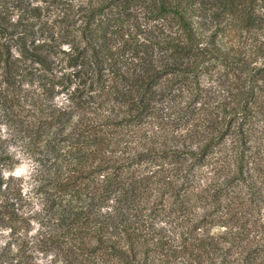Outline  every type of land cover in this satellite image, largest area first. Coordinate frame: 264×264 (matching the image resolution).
<instances>
[{"label": "trees", "instance_id": "trees-1", "mask_svg": "<svg viewBox=\"0 0 264 264\" xmlns=\"http://www.w3.org/2000/svg\"><path fill=\"white\" fill-rule=\"evenodd\" d=\"M204 77L228 86L229 96L214 106L177 107L175 121L188 113L195 118L182 133L193 144H170L175 137L159 114L163 102L184 84L201 94ZM25 84L30 90L23 89ZM0 85V124L52 161L56 192L63 197L59 231L53 233L59 232L66 254L83 253L91 237L128 259L136 225L141 227L130 220V212L139 205L150 208L153 193L147 191H153L154 182L153 176L139 177L129 169L146 156L151 161L171 154L179 161L190 157L186 172L191 173L218 150V187L206 205L210 214L192 220L194 229L204 231H192L191 244L224 262L225 242L208 230L217 222L210 218L212 211L224 207L229 214L223 224L232 231L228 245L238 243L242 264H264V255L243 242L244 216H238L260 196L258 155L252 163L247 150L264 146V102L259 99L264 91V0H0ZM64 92L68 103L58 105L56 97ZM147 120L161 126L158 142L154 135L146 138L142 127ZM259 120L261 132L256 131ZM229 135L233 142L225 146ZM134 136L145 140L142 149L128 141ZM14 164L0 138V190L7 183L3 170ZM121 168H128L125 174ZM85 178L90 179L79 182ZM168 182L164 187L171 186ZM209 186L181 204L198 202ZM116 212L121 221L112 225L108 220ZM148 226L154 230L152 222ZM112 230L126 236L128 250ZM25 260L37 264L33 254ZM79 264L91 262L86 258Z\"/></svg>", "mask_w": 264, "mask_h": 264}, {"label": "rangeland", "instance_id": "rangeland-1", "mask_svg": "<svg viewBox=\"0 0 264 264\" xmlns=\"http://www.w3.org/2000/svg\"><path fill=\"white\" fill-rule=\"evenodd\" d=\"M249 44L247 42L245 46L248 48ZM259 62H261V58ZM55 74L58 72L55 71ZM29 86L25 84L23 89L30 90ZM73 86L75 87V85ZM180 89L181 92H179ZM227 92L228 86L218 85L209 77L203 78L201 94L200 92L192 93L190 87L185 84L180 87L176 86L174 93L163 102V111L159 112L171 123L170 125L168 122V134L171 133L175 138L169 139V143L181 145L186 141L185 145L193 144L192 140L185 138L182 133L191 128L195 123V118L188 113L181 121H175L177 107L191 106L193 108L194 105L199 107L204 103L214 106L229 96ZM259 96V99L264 102V91ZM67 98L66 92L59 93L56 103L64 105L68 103ZM1 115L3 113L0 111ZM142 129L146 133V138L154 135L153 137H156L155 140L158 142L161 135L159 124L147 120ZM256 131H262V121L260 120L256 122ZM0 138L5 141L7 150L15 160L12 168L3 170V176L7 183L0 190V264H25V256L28 254H33L34 262L37 264H79L86 258L90 260L91 264L220 263L221 258L218 254L207 255L191 244L192 231L196 230V234L204 231L203 228L194 229L195 223L192 220L203 213L210 214L206 205L213 191L218 187L219 181L216 177L221 165L217 160L218 150L208 154L203 165H196L191 173L186 172L190 169L188 168L189 163L192 162L190 157L185 158V161H179L176 156L169 154L163 159L150 161L146 156L141 162L134 164L129 170H135L139 177L153 176L154 182L153 191H147V193H153L150 208L139 205L130 212V220L139 222L141 227L139 228L135 224L139 230L138 235L133 236L135 242L132 250L127 252L128 259H125L124 256L114 255L108 248L97 243L91 237L85 239L84 234L81 233L77 234V237L89 242L87 249L80 255L71 257L64 252L65 246L59 239V232L53 233L54 230L59 231L56 228V223L63 197L56 192L58 185L53 181L54 170L50 166L52 161L46 155L40 154L39 151H31L27 142L14 136L5 124H0ZM138 138L139 136H134L128 141L133 145L139 143L142 149L145 144L141 143L145 140L139 141ZM124 142L122 141V143ZM232 142L233 135H229L224 144L230 146ZM254 154L258 155L256 162L259 163L257 177L261 182L260 196L255 199L256 204L252 202L251 208L238 216H244V226L240 229L244 234L243 242L248 241L251 243L252 249L264 255V146L260 149L247 150V159L252 163ZM127 169L121 168L123 174ZM100 174L99 178H102L104 172ZM10 178L12 179L10 180ZM88 179L90 178L80 179L79 182L84 183ZM164 181H169L171 186L164 187ZM209 184L211 186L201 195L198 202L189 206L181 204L184 199L200 193ZM238 189L239 187L230 188L231 191ZM240 189L243 190V187L240 186ZM245 191L243 190V192ZM50 205H53L51 212ZM104 210L113 211V208L107 207ZM232 213L239 212L235 210ZM153 214L156 217H153ZM228 214L229 212L224 207L213 210L210 218H216L217 222H211L208 230L211 236L222 243L225 242L222 264H242L238 255V243L229 246V243H232V231L223 224V219ZM111 216L113 219H109L108 222L118 225L121 221L120 214L116 212ZM22 219L26 220L24 225ZM150 222L153 223L154 230L148 226ZM69 223H72L71 219L68 220L67 224ZM112 231L114 237L119 235L117 237L119 239L116 241H120L123 250H128L126 236ZM107 236L106 240H115V238ZM194 237L196 238V236ZM207 260L208 262H205Z\"/></svg>", "mask_w": 264, "mask_h": 264}]
</instances>
